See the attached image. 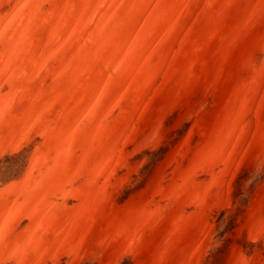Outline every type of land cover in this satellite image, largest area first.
I'll list each match as a JSON object with an SVG mask.
<instances>
[{
	"label": "rangeland",
	"instance_id": "rangeland-1",
	"mask_svg": "<svg viewBox=\"0 0 264 264\" xmlns=\"http://www.w3.org/2000/svg\"><path fill=\"white\" fill-rule=\"evenodd\" d=\"M0 264H264V0H0Z\"/></svg>",
	"mask_w": 264,
	"mask_h": 264
}]
</instances>
